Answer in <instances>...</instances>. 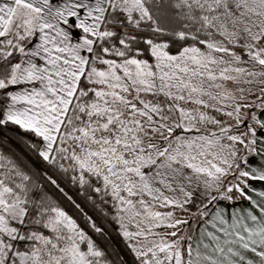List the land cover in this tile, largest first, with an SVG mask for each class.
I'll return each instance as SVG.
<instances>
[{"label": "snow or ice", "instance_id": "snow-or-ice-1", "mask_svg": "<svg viewBox=\"0 0 264 264\" xmlns=\"http://www.w3.org/2000/svg\"><path fill=\"white\" fill-rule=\"evenodd\" d=\"M0 264H264V0H0Z\"/></svg>", "mask_w": 264, "mask_h": 264}]
</instances>
